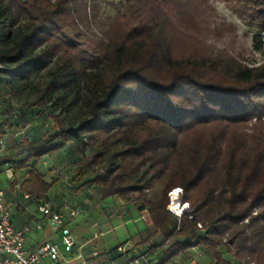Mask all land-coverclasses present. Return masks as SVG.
<instances>
[{
	"label": "trees",
	"instance_id": "trees-1",
	"mask_svg": "<svg viewBox=\"0 0 264 264\" xmlns=\"http://www.w3.org/2000/svg\"><path fill=\"white\" fill-rule=\"evenodd\" d=\"M102 1L0 0V103H19L20 132L48 127L11 138L0 165L16 162L22 194L40 204L56 184L43 159L59 154L101 201L148 211L142 243L157 264L194 249L209 264H264V65L177 55L191 0H107L122 12L91 52L61 37L87 38ZM223 1L257 28L252 48L263 51L264 0ZM176 188L181 216L167 209Z\"/></svg>",
	"mask_w": 264,
	"mask_h": 264
},
{
	"label": "rangeland",
	"instance_id": "rangeland-1",
	"mask_svg": "<svg viewBox=\"0 0 264 264\" xmlns=\"http://www.w3.org/2000/svg\"><path fill=\"white\" fill-rule=\"evenodd\" d=\"M229 4L230 3L223 0H191L190 6L185 9V15L188 16V18H186L188 19L187 23L184 24L187 35L182 36L179 43L174 45L176 54L183 57L194 54H202L205 56L211 53L214 55L228 54L229 56L235 57L246 66L264 65V49L261 52H257L252 48V37L257 28L243 22ZM115 8L122 12L119 7L108 4L107 0L102 1L97 14L100 19L97 23L92 20L91 27L85 29L84 33L87 38L84 40L75 38L74 34L69 30L65 31L61 37L67 42L75 44L80 49L91 52L93 50V45L90 41L103 38V34L99 28L102 27L108 19L114 17L116 13ZM38 80H41V78H38ZM1 92L3 94L7 93L4 89ZM18 109L19 103L15 99L11 108L10 105L6 103H0V133L2 132L0 134V157L11 152V138L28 135L32 136L33 134L40 136L41 133L48 128L45 120H38L32 123V131H30L31 128L28 127L20 132V129L16 127V119L19 117ZM13 111L16 112V116L12 115ZM53 159L54 161L50 163V165L48 161L47 165L43 164L41 169L43 172L49 173L48 177L50 181L53 180L56 182L54 188L50 192L51 198L57 201L65 198L69 200L73 198V193L75 191L81 194L77 204L83 208L89 206L86 211L87 215L82 214V211L84 213L82 209L81 215L77 216L75 220L76 222L69 225L77 240L78 246L89 241L96 234L91 246L118 248V245H126L129 239L128 231L135 228L138 224L135 225L132 221L129 224H125L124 221L126 220L117 217L109 219L110 216L114 215L113 213L115 211L124 212L125 205L120 208L118 206L120 202L113 198L101 201L93 185L84 186L82 183L73 179L74 169L70 166H65L59 154L53 155ZM16 168V162L5 163L0 165V173L6 171L14 173ZM19 178L22 179V176L20 175ZM5 184L6 177L2 174L0 176V187H5ZM176 189L181 190L179 202L180 205L185 208V211L188 208V204L182 202V189ZM174 190L169 193V205L167 209L170 213L181 216L184 211L179 213L174 210L172 206L170 194ZM30 206V211L33 212L37 210V206L34 203H31ZM170 208H172L173 212L170 211ZM18 216L19 214L13 211L12 221L14 222L15 218ZM116 226L117 228L114 229ZM101 232L103 233L102 235L100 234ZM57 239L64 258H66V260L72 259L76 253L75 249L73 253L65 252L64 246L61 243L60 233H57ZM138 244L140 243H137V245ZM80 254L82 255V259L77 261V263L82 264L85 261V253L80 251ZM195 256L197 257V255ZM197 259L200 260L198 264H207L206 256L203 255L197 257Z\"/></svg>",
	"mask_w": 264,
	"mask_h": 264
},
{
	"label": "built area",
	"instance_id": "built-area-1",
	"mask_svg": "<svg viewBox=\"0 0 264 264\" xmlns=\"http://www.w3.org/2000/svg\"><path fill=\"white\" fill-rule=\"evenodd\" d=\"M12 115L15 116V113ZM10 172V171H9ZM8 179L13 178V174H7ZM16 188L19 190L20 185ZM23 200H28L29 195L22 194ZM6 192L0 188V264H80L81 256H74L66 260L58 244L41 241L34 249L25 246V239L33 228L42 230L44 225L49 224L52 230L61 235V243L64 251L73 253L76 246V239L71 231L69 222L74 220L80 213L79 210L71 206L68 199H63L61 206L53 207L49 201H44L38 205L43 218L32 226L27 224L22 228H15L11 220V212L6 206ZM170 211L173 212L172 208ZM141 218L150 221L147 210L142 212ZM126 262L122 264H153L151 262L152 252L142 245H133L124 251ZM82 264H95L93 261H84ZM105 264H120L109 261Z\"/></svg>",
	"mask_w": 264,
	"mask_h": 264
},
{
	"label": "crops",
	"instance_id": "crops-1",
	"mask_svg": "<svg viewBox=\"0 0 264 264\" xmlns=\"http://www.w3.org/2000/svg\"><path fill=\"white\" fill-rule=\"evenodd\" d=\"M43 160H44V165L45 164L47 165L48 161H49V165H50V163H52L54 161L52 155L44 157ZM6 172L0 173V176L2 174H4L6 177L5 187H0V188L4 189L6 192L5 203H6L7 208L11 212V220H12V212L13 211L19 214V216L17 218H15V221L14 222L12 221V224L14 225L15 228H18V229L22 228L23 226H25L27 224H30V225L35 227L36 224L43 218L42 213L38 209L39 203H37L35 201L32 202L30 200H23L22 199L21 190L20 189L18 190L16 188V186L20 185V183L22 181V179L19 178L20 175L23 177V175L21 173H12L13 176L15 178H17L19 181V184H17L15 187H13L12 186L13 180L8 179V177H7V174L10 175L11 172H9V171H6ZM48 179H49V177H48ZM80 195L81 194H79L78 192L73 195V198L70 199L71 206L74 209H77L80 211L79 215H81L82 209L84 210V213L82 211V214L87 215L86 211L88 210L89 206H85L84 207L85 209H84L83 207H80V205L77 204ZM48 201L55 208L61 206V202H62V200L57 201V200L52 199L51 196H50V199ZM31 203H34L37 206L38 211L37 210L33 211V212L30 211ZM124 205H125V211L124 212L115 211L113 213L114 215L110 216L109 219H111L112 217H117L119 219L126 220V221H124L125 224H129L132 221L135 225L136 224L139 225V226L136 225L135 228H132L130 231H128L129 239L126 242V245H123V246L118 245L119 247L118 246L117 247L119 249L113 253H110V251H112L116 247L115 248H111V247L107 248L105 246H103V247L91 246L92 243L94 242L96 235H97L96 234L94 237H92L89 241L85 242L81 246H78L77 240H76L75 256L79 255V256H81V259H82V255L80 254V251H83L85 253V261H88V260L93 261L95 264H105L109 261H114L116 263L122 264V263L126 262V257H125V255H123L124 251L128 250L131 246L137 245V243H140L139 245H142L145 248L149 249L148 247L150 246V243H142V242H143V240H145L147 238V234H148V232L152 226V221L151 220L150 221H148V220L144 221L141 218L142 212H139L138 209L133 205H127V204H124L122 201H120V204L118 206L120 208H122ZM76 218L74 220L70 221L69 225L76 222L75 221ZM115 228H117V226L114 227V229ZM100 234L102 235L103 233L101 232ZM44 240L58 244L57 233L52 230V228L50 227L49 224L44 225L42 230H38L36 228H33V230L30 233H28L26 236L25 246L28 249H34L41 241H44ZM157 241H161V238L160 237L157 238ZM149 251L152 252L151 262L153 264H157L158 258H159V252L155 249L149 250ZM191 254H192L191 255L192 258L189 260H185L182 258H175L169 264H198L200 262V260L197 259V257H201L203 255L196 249L191 251ZM195 255H197V257ZM206 259H207V264H209V259L207 257H206Z\"/></svg>",
	"mask_w": 264,
	"mask_h": 264
},
{
	"label": "bare ground",
	"instance_id": "bare-ground-1",
	"mask_svg": "<svg viewBox=\"0 0 264 264\" xmlns=\"http://www.w3.org/2000/svg\"><path fill=\"white\" fill-rule=\"evenodd\" d=\"M179 190V191H177ZM180 194H181V190L180 189H175L171 194H170V198H171V201H172V206H173V209L176 210L177 212L179 213H182L184 211V207H182V205H180V202H179V197H180ZM181 215V214H180Z\"/></svg>",
	"mask_w": 264,
	"mask_h": 264
},
{
	"label": "snow or ice",
	"instance_id": "snow-or-ice-1",
	"mask_svg": "<svg viewBox=\"0 0 264 264\" xmlns=\"http://www.w3.org/2000/svg\"><path fill=\"white\" fill-rule=\"evenodd\" d=\"M177 191H179V190H177Z\"/></svg>",
	"mask_w": 264,
	"mask_h": 264
}]
</instances>
